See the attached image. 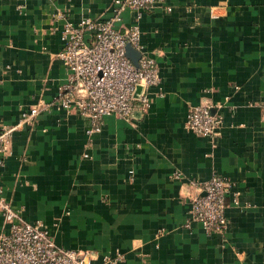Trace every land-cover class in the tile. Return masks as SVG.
I'll list each match as a JSON object with an SVG mask.
<instances>
[{
  "label": "crops",
  "instance_id": "0c3cea01",
  "mask_svg": "<svg viewBox=\"0 0 264 264\" xmlns=\"http://www.w3.org/2000/svg\"><path fill=\"white\" fill-rule=\"evenodd\" d=\"M114 1L0 0V125L39 107L0 156L1 198L94 264H264V0H167L138 19L123 10L118 26L138 25L160 83L147 115L107 116L86 136L85 119L50 106L66 81L60 31L115 17ZM200 103L221 118L214 138L183 128ZM213 174L236 194L222 236L186 226L193 185Z\"/></svg>",
  "mask_w": 264,
  "mask_h": 264
},
{
  "label": "built area",
  "instance_id": "2783aa9c",
  "mask_svg": "<svg viewBox=\"0 0 264 264\" xmlns=\"http://www.w3.org/2000/svg\"><path fill=\"white\" fill-rule=\"evenodd\" d=\"M166 1L115 0V17L85 19L77 25L67 23L62 27V49L57 58L65 69L66 81L59 86L56 101L50 106L85 119L86 136L99 132L107 116L126 122L147 115L150 107L147 92L158 87L159 69L155 60L143 51L138 25L119 27V14L126 9L138 19L142 13ZM165 10L169 11L167 7ZM127 45L139 55L136 67L125 56ZM38 108L21 113L13 126L0 125V156L6 153L13 132L31 127ZM220 125L221 118L212 112L211 106L200 103L188 107L183 128L196 137L214 138ZM193 186L196 192L188 198L186 226L194 222L206 235L222 236L228 225L225 217L228 202L235 203L232 183L213 174L201 185ZM0 217V264H94L95 253L58 247L40 223L24 221L18 211L3 201L1 190ZM118 261V256L104 259L107 264Z\"/></svg>",
  "mask_w": 264,
  "mask_h": 264
},
{
  "label": "water",
  "instance_id": "95a60500",
  "mask_svg": "<svg viewBox=\"0 0 264 264\" xmlns=\"http://www.w3.org/2000/svg\"><path fill=\"white\" fill-rule=\"evenodd\" d=\"M125 56L126 58L131 62V64L136 67L137 66V60H138V53L132 49L130 46H125ZM139 88L136 89V94L138 93ZM213 112V111H212Z\"/></svg>",
  "mask_w": 264,
  "mask_h": 264
}]
</instances>
